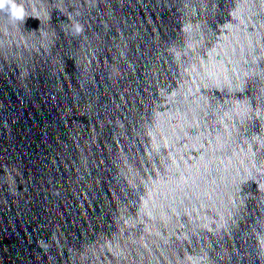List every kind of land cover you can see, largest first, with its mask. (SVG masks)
Listing matches in <instances>:
<instances>
[{
	"label": "water",
	"instance_id": "obj_1",
	"mask_svg": "<svg viewBox=\"0 0 264 264\" xmlns=\"http://www.w3.org/2000/svg\"><path fill=\"white\" fill-rule=\"evenodd\" d=\"M0 9V264H264V0Z\"/></svg>",
	"mask_w": 264,
	"mask_h": 264
},
{
	"label": "clouds",
	"instance_id": "obj_2",
	"mask_svg": "<svg viewBox=\"0 0 264 264\" xmlns=\"http://www.w3.org/2000/svg\"><path fill=\"white\" fill-rule=\"evenodd\" d=\"M9 8V14L16 20H24V9L15 0H0V9Z\"/></svg>",
	"mask_w": 264,
	"mask_h": 264
}]
</instances>
